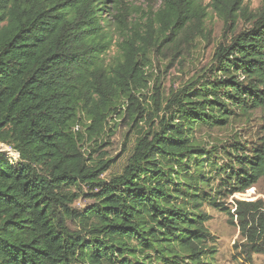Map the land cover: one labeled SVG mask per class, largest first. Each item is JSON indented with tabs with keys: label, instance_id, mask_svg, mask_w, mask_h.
<instances>
[{
	"label": "trees",
	"instance_id": "trees-1",
	"mask_svg": "<svg viewBox=\"0 0 264 264\" xmlns=\"http://www.w3.org/2000/svg\"><path fill=\"white\" fill-rule=\"evenodd\" d=\"M161 1L129 25L126 0H0V143L22 157L0 152V264H215L205 206L237 218L249 261L264 253L262 206L222 201L264 180V0ZM210 8L212 65L163 95L156 53L204 39ZM257 112L246 138L198 136ZM123 119L134 143L107 181L114 159L95 153Z\"/></svg>",
	"mask_w": 264,
	"mask_h": 264
},
{
	"label": "rangeland",
	"instance_id": "rangeland-1",
	"mask_svg": "<svg viewBox=\"0 0 264 264\" xmlns=\"http://www.w3.org/2000/svg\"><path fill=\"white\" fill-rule=\"evenodd\" d=\"M161 0H126V9L124 11L125 19L130 25L135 20H145L152 9H158ZM210 3V0H205ZM262 0H246L245 4L248 11L254 13L261 5ZM248 24L246 17L241 16L238 24V31L245 29ZM224 22L217 15L216 11L209 9V17L205 21L206 37L200 41H194L189 35L184 37L178 46H172L156 53L154 57L152 72V82L161 86L164 94H170L181 87L190 83L199 74L206 71L213 63L214 53L219 43L224 42ZM114 53L113 49L109 52L108 57ZM147 98H142L144 104L148 105V97L152 95V90H146ZM146 102V103H145ZM114 117V119H116ZM117 120V119H116ZM119 125L115 131H111L105 138V144L98 148V152L105 153L104 157L114 159L112 167L102 175V179L109 180L113 175L122 172L126 165L127 158L132 149L136 132L130 127L128 120H118ZM114 122V121H113ZM116 122V121H115ZM259 113H255L248 120L241 118L226 128L203 129L198 132L200 140L207 146L218 143H229L235 135L238 138L248 137L254 134L259 125ZM112 124V123H111ZM127 149V150H126ZM126 150V151H125ZM125 151V152H124ZM92 152V151H91ZM85 192H90L87 186H83ZM226 201V206L234 213L237 208V201L258 202L264 211V180L260 181L254 187L245 193H236L230 196ZM93 203L92 198L81 197L74 207L84 209L87 205ZM205 211L211 215V219L206 223L207 229L215 239L217 254L212 259L215 264H264V253H253L252 261L244 255L242 247H245L246 240L241 236V230L237 218L231 221L229 214L219 209L205 206Z\"/></svg>",
	"mask_w": 264,
	"mask_h": 264
},
{
	"label": "built area",
	"instance_id": "built-area-1",
	"mask_svg": "<svg viewBox=\"0 0 264 264\" xmlns=\"http://www.w3.org/2000/svg\"><path fill=\"white\" fill-rule=\"evenodd\" d=\"M0 152L6 153L7 158L13 164H18L22 161L20 152L10 145L0 143Z\"/></svg>",
	"mask_w": 264,
	"mask_h": 264
}]
</instances>
